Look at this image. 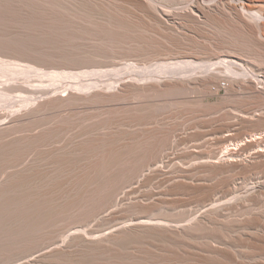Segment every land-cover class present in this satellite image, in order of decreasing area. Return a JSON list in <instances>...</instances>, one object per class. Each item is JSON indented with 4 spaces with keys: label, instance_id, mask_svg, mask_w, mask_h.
Returning <instances> with one entry per match:
<instances>
[{
    "label": "rangeland",
    "instance_id": "rangeland-1",
    "mask_svg": "<svg viewBox=\"0 0 264 264\" xmlns=\"http://www.w3.org/2000/svg\"><path fill=\"white\" fill-rule=\"evenodd\" d=\"M55 1L0 0V68H2V70L6 68L4 69L6 71L3 70V74H0V264H65L64 260L56 256V258H52L51 254L66 244L62 238L68 233L87 235V233L92 232V230L93 232L97 229L99 230L96 232L104 231L107 227L109 228L114 224L139 216L142 212H140L141 210H139L138 207L142 205L147 206L150 205V203L152 205L155 201L156 203L150 207L148 215L155 217L159 214V217H167L166 215H169L167 217H170L169 219L187 216L191 210L194 211L196 209L198 194L193 193L189 188L180 187L181 182L190 181L183 178L184 175L182 171H192L194 167L205 164L209 156H213L214 153H218L219 155L227 146H229L228 148L231 153L235 152V156L238 155L241 157L250 155L252 150L257 147H264V142H260V140H256L255 142L250 140L252 136L254 137L259 134L261 137L262 133H264V103H255L259 101V99H253L254 103H250L247 109L246 104L241 101L242 99L236 97V100H233L234 98L229 97V87L227 88L228 91L225 90V92H213L209 90L215 83L210 87L208 86L202 94L196 92L195 89H197V87L192 88L189 92L178 95L177 93H144L146 94L145 96L126 100V104L138 106V113H136V115H138L136 118L137 123H146V125L138 126L136 132H127L123 124L131 121L134 117L133 114L118 111L108 113V115L103 118V125L109 128L107 131L109 135L105 136V141L102 143L100 142L98 147H121L130 145L139 150L142 149V151L150 148L155 149L160 146V144L157 143L159 138L164 134H168L167 144L161 146L162 155L164 156L157 157V160L154 162L155 167H153L149 173H146V176H144V178L142 177L143 179H134L130 184L127 183V185L125 184L127 181L126 177L119 178V183L125 186L123 190L125 194L124 199L118 201L94 220L87 219L86 217L84 218L83 216L74 217L75 219L72 217L60 218L62 210L67 206V203L69 204L71 202L72 197L65 194L67 190L70 191V189H67L69 185L60 183L59 136L57 137L53 132H45L46 137L37 145V150L33 152L32 156L29 155L31 149L29 143H26L24 146L21 144L20 153L14 156L13 145L9 143L11 130L8 128L15 125L22 131L29 120L34 119L38 121L42 117L55 116L58 113L57 101L59 100L61 87L65 85L66 82V85L70 84L72 82V73L77 71L112 68L116 66V71H114L115 74L107 78L106 82L123 84L126 80L134 79L141 85H153L156 87H162L165 83L192 87L196 86L200 80L205 79L207 76L199 72L198 74L193 73L191 72L193 70L190 68L191 71L187 70L186 66L183 64V61L192 60L195 52L187 46V44L192 43L191 39L179 38V45L174 41L159 39V42L156 44V41H154L155 38L145 31L146 29L142 26L143 22L150 21L148 16L155 14L152 4L146 1L144 9L135 8V10L131 6H119L118 8H114V10L112 8L110 16L107 13H98L100 12L98 6L105 5L103 1L106 2V0H90L91 2L74 0L76 1L74 3L77 8L70 11L64 10L63 7L58 6V2ZM54 6L57 7L54 9ZM88 7L90 9L85 10L88 9ZM58 8H60V11L57 10ZM119 8L123 9L120 10ZM124 8H126L127 11ZM91 9H94V11ZM75 10L77 11L73 12ZM80 11L84 13L81 12V14H79ZM86 11L90 13L87 14ZM150 11L154 13L151 14ZM65 13L70 17H65ZM82 14L85 17H82ZM90 15L94 17L92 16L91 18ZM103 15L106 16L103 17ZM115 15L122 17L124 23L116 21ZM74 17H77L76 19L79 17L81 20L78 19L74 21ZM58 18L59 20L61 19L59 23L56 22ZM66 18L68 20H66ZM71 18L72 20L70 21ZM125 19H128L127 22ZM62 22L65 23V25ZM73 22L77 25L80 24L79 27L77 25L74 26ZM83 23L86 25L88 24V28L87 26L85 27ZM100 23L103 24L101 25ZM138 24H141L145 32L138 28ZM61 26L63 28H60ZM91 26L94 28L96 27V31ZM55 28H57L59 32L55 30ZM61 29H65V31ZM207 29L219 31L218 28L214 27H207ZM103 31L108 33L104 36L105 33ZM93 33L97 36L92 35ZM112 33L114 35H111ZM56 34L58 36L57 38ZM63 34L68 38L70 37V41L66 37H64L63 40ZM110 35L116 38L114 37L113 40V37L111 38ZM222 35H224V40L228 39L227 36L225 37V34H221V36ZM101 36L106 39L101 38ZM88 37L90 39L93 37V39L90 40ZM195 38L196 43L201 42V39L198 37ZM75 39H77V41ZM64 41H68V44ZM113 41L115 43H113ZM260 41H263V39L260 38ZM258 42L259 39H254L255 45H257ZM205 43H207V41H205ZM79 44H81V46ZM114 44L117 45L115 46ZM85 45L89 46L86 48ZM68 46L69 48H65ZM87 50L89 51L88 53ZM111 53L112 56L114 53L115 57L113 56L112 58ZM95 55L99 57L97 58ZM81 56H85L86 58ZM60 57H63L62 61L59 59ZM64 57L66 61H64ZM77 59H82L86 62V65H77ZM257 60L260 61L264 59H258L256 56L254 57V55H249L247 63L242 70L237 68L242 74L235 75L238 80L237 85L240 83L242 86L245 85L246 82L253 79L255 80L257 78V76H255L258 72L257 70H262L261 72L263 74L260 75H264V66H257ZM126 61L129 62L119 66L120 63ZM103 62L105 65L101 64ZM111 62H113V64ZM164 62H177V64L176 67L158 72L159 69H157L155 65ZM73 64L76 65L74 66ZM109 64H111V66ZM12 68L14 69L12 70ZM31 69L33 70L32 72H30ZM220 82H226V84L230 86V83H228L225 77H219L217 84ZM5 86H9L14 90L8 92L9 95H5L2 93L4 92L3 89ZM47 101L54 104L52 110L36 111V109H40L39 105H41L42 102ZM171 105L172 109L170 110ZM29 109L32 110L29 112ZM98 111H101L100 107L93 108L92 115L94 117L98 116ZM10 113L11 115L9 116ZM240 122L243 123V127L240 125ZM97 123L100 124L99 122ZM21 134L20 132L19 140H22ZM91 135L93 136V130L91 131ZM248 140L250 142H248ZM85 144L86 142L81 144L82 146L80 147L85 146ZM197 154H200L199 157ZM182 155L184 157H182ZM13 156L16 160L15 163L13 162ZM2 159H6L5 162H3L4 160ZM81 159V156L78 157L77 155L74 160H72V163H75V161L82 162L83 160ZM169 160L171 161L169 162ZM137 163L138 162H136L135 165H137ZM209 170L208 168H204L200 173H197L196 176L190 177L194 179L192 182L209 184L219 181V179L224 176L232 177L233 182H231V186H233L231 187V193L235 195V199L246 197V187L252 184H260L258 188L264 191V170L261 168L257 171H252L247 176L248 178H244L240 174H233L234 176H217L214 170L211 169V172ZM218 188H220V186ZM173 189L175 191H173ZM224 192L225 190H219L216 192V196L222 197L224 196ZM229 196H231V194ZM233 202V200H229L224 205V209L229 208ZM237 207L238 209L235 210V212H231L227 215L228 218H223L224 220L222 219L219 226L217 225L215 230H210V232L221 237H226L227 233H229V241H232L231 243H233V245L238 246L237 248L241 249L243 252H251V237H253L255 233L257 236L260 231H264V210L257 206L249 205L248 203H240ZM168 211L169 213H167ZM111 212L115 214L113 216L115 219L114 222L110 223L107 215ZM248 218L249 220H247ZM62 220L64 222H62ZM41 221L42 223H40ZM70 222L72 224H70ZM258 222L259 224H257ZM259 225H261L262 228L258 227ZM222 226L227 228L225 229ZM57 228L58 230H56ZM247 233L250 236H246ZM251 234L253 235L251 236ZM247 240L250 243H246ZM47 252H49L47 254L48 256L46 255ZM78 253L80 258L83 257L81 261L85 264L100 263L97 258H89L88 255L90 254L86 249H80Z\"/></svg>",
    "mask_w": 264,
    "mask_h": 264
},
{
    "label": "bare ground",
    "instance_id": "bare-ground-1",
    "mask_svg": "<svg viewBox=\"0 0 264 264\" xmlns=\"http://www.w3.org/2000/svg\"><path fill=\"white\" fill-rule=\"evenodd\" d=\"M84 1L91 2L90 0H84ZM145 1L152 4L155 10V14H153L154 12L150 11L151 14H153L151 16H148L150 21L143 22L142 24V26H144V28L146 29L145 31L150 36L155 38L154 41H156L155 42L156 44L157 42H159V39H165V40L167 39L169 41H174L178 45L180 44L179 38L191 39L192 43L187 44V46L189 47V49L194 50L195 52L193 54L192 60L183 61V64L184 66H186L187 70L189 71L193 70L191 72L197 74L198 72L202 73L207 77L205 79L200 80L196 86H192V87L180 86L177 84H168V83H165L162 87H156L153 85L151 86L141 85L134 79L126 80L123 84H117L116 82H106L107 78L115 74L114 71H116L115 70L116 66L112 68L77 71L72 73L71 75L72 82L67 85L66 82L65 85L61 87L59 100L57 101L58 113L55 116L42 117L38 121L34 119L29 120V122L25 124L22 131H20L19 128L15 125L8 128L11 130V138H9V143L13 145L14 156L20 153L21 144L24 146L26 143H29L30 145L31 149L29 155L32 156L33 152L37 150V145L41 143L44 137H46L45 132H53L56 134L57 137L59 136L60 183L69 185L67 189H70V191L67 190L65 194L70 195L72 197L71 202L69 204L67 203V206L62 210L60 214V218L63 217L74 218L78 216L79 217L83 216L84 218L86 217L87 219L94 220L95 218L99 217V215L103 214L108 208L116 204L118 201L124 199L125 194L123 190L125 186H123L122 183H119L118 181L119 178L126 177L127 181L125 182V184L127 183L130 184L131 181L134 179H138V178L140 179L142 177L144 178V176H146V173H149L152 170V168L155 167L154 162L155 160H157V157L164 156L162 155L161 146L167 144L168 134H164L159 138L157 142L158 144H160L159 147L155 149L150 148L148 150H143L144 152L142 151V149L139 150L130 145L121 146V147H117V146L98 147V144L100 142L102 143L105 141V136L109 135V133H107L109 128L103 125L104 124L103 118L106 117L108 113L117 112V111L132 113L134 116L132 120L128 121L127 123L125 122L123 124V126L124 125L126 126V128L124 126V129L127 132L129 131L136 132L138 130V126L146 125V123H137L136 118L138 115H136V113H138V106L127 105L126 100L135 99L139 96H145L146 94L149 93L150 94L177 93L178 95L181 93L189 92V90H191L194 87H197V89H195L197 93L202 94L204 93V91L208 86L209 87L212 86L213 83H215L216 85L219 77H225L228 80V83H230V86L229 84H227V88L229 87V91H230L229 93L230 98H234L233 100H236L235 99L236 97H238V99H242L241 101L246 104L247 109L250 103L251 104L254 103L253 99L255 100L259 99V101L255 102L256 104L258 102L264 103V83H263L264 75H260L263 74L261 72L262 70H257L258 72L255 75L257 76V78L255 80L253 79L249 82L245 81L246 84L242 86L239 82H238L239 84L237 85L238 80L235 77V75H242L241 72L237 70V68L239 70H242L244 65L247 63V59L249 55H254V57L256 56L258 59L261 58L264 59V0H106V2L103 1L105 5L98 6L100 12H98L99 11L98 9L97 12L98 13L103 12V14L107 13L110 16L112 12L111 9L113 8L114 10V8L116 7L118 8L119 6H127V7L131 6L134 9L135 8L144 9L146 3ZM55 2H58V6L63 7L64 10L70 11L73 10L74 8H77V6L74 3L76 1L74 0L73 1L56 0ZM55 7L57 6H54L53 8L55 9ZM59 9L60 8H58L57 10L60 11ZM89 9L90 8L88 7V9L85 10H89ZM119 9L121 10L123 8H119ZM124 9L126 10V8ZM76 11L77 10L73 12ZM92 11H94V9ZM81 12L83 11H80V13L79 12L78 13L81 14ZM87 12L88 11H86V13ZM65 14H66L65 17L67 18L70 17V16L68 17L67 13ZM136 15L139 17L137 13ZM104 16L106 15H103V17ZM65 17L63 15L64 19ZM82 17L85 16L83 15ZM67 18L66 20H68ZM76 18L74 19V21L80 19L79 17L78 19ZM57 20L58 21L56 22L58 23L61 22L60 21L61 19L59 20L58 18ZM71 20L72 18L70 19V21ZM115 20L124 23V19L118 15H115ZM127 20L128 19H125L126 22ZM84 23L83 25H85L86 27L88 24L86 25ZM63 24L65 25V23ZM76 25L77 24H74V26ZM79 25L77 26L79 27ZM142 26L141 24H138V28L144 31ZM207 27L218 28L219 31L218 32L211 31L207 29ZM60 28L63 27L61 26ZM55 30H57V28H55ZM63 31H65V29ZM106 33L104 34V36L106 35ZM221 34H225V37L227 36L228 39L224 40L223 39L224 35L221 36ZM92 35H94V33ZM111 35L114 34L112 33ZM57 37L58 36L56 34V38ZM64 37L66 36H64L63 34V40ZM112 37L114 40L115 36ZM195 37L201 39L200 40L201 42L196 43ZM69 38L68 40L70 41ZM101 38H105V37L101 36ZM260 38L263 39V41H260ZM77 39L75 40L77 41ZM91 39H93V37ZM254 39L257 40L259 39L257 45H255ZM205 41H207V43H205ZM64 42L67 43L68 41L67 42L64 41ZM113 43L115 42L113 41ZM79 45L81 46V44ZM87 46L85 45L86 48ZM65 48H69V46ZM98 48L100 49L99 45ZM88 52L89 51L87 50V53ZM95 56L97 58L99 57L98 55ZM59 59H61L62 61L63 57H60ZM64 61H66V58ZM76 62L77 65L79 64L86 65V62L83 61L82 59L81 60L77 59ZM128 62L129 61L122 62L119 64V66L127 64ZM111 63L113 64V62ZM76 64L73 65L75 66ZM101 64H104V62ZM176 64L177 62L174 63L164 62L155 65V67L159 69L158 72H161L168 68L176 67ZM109 65L111 66V64ZM261 65L264 66V60H260V61L257 60V66H261ZM13 69L14 68H12V70ZM3 70L2 68H0V74H3L2 73ZM32 71L33 70L31 69L30 72ZM12 90L14 89L10 88L9 86H5V88L3 89L4 92L2 93L5 95H9L8 92ZM172 105L170 106L171 107L170 110L172 109ZM39 107L40 109L38 108L36 109V111L38 110L48 111L54 108V104L50 101H47V102H42L41 105H39ZM95 107L101 108V111H98L99 115L96 117L92 115V109ZM31 110L29 109V112ZM10 115L11 113L9 114V116ZM97 122H99L100 124H98ZM242 124L243 123H241L240 125L242 126ZM92 130H93V136L91 135ZM20 132L22 133L21 134L22 140H19ZM263 138H264V133H262L261 137L259 136V134L255 135L254 137L252 136L250 140L254 142L256 140H260V142H264ZM85 142H86L85 146L80 147L82 146L81 144ZM248 142L250 141L248 140ZM228 147L229 146L225 148L223 147L224 149L221 151L219 155L218 153H214L213 156H209L205 164L203 165L199 164L200 166L194 167L192 171L190 170L182 171L184 175L183 178L190 181L181 182L180 187L183 186L184 188H189L193 191V193L198 194L197 195L198 202L196 209L194 211L191 210L187 216L169 219L170 217L167 218L169 215H166L167 217L165 216L159 217L160 214L157 217L148 215V212H150L149 211L150 207L153 206L156 203V201L152 205L150 203V205L147 206L144 205L140 207L137 206L138 209L141 210L140 212H142L139 216L129 220H125L124 222L118 224H114L109 228L107 227V229H105L104 231L96 232L97 230H99L97 229L96 231L94 230L95 232H93L92 230V232L87 233V235L85 234L77 235L75 233H68L64 238H62L64 239V242L66 244L63 247H60L59 250L53 252L51 254L52 258H54L55 256L59 257L61 260L65 261V264H85L83 263V261H81V258L83 257L80 258L79 256L80 252L78 253V251L80 249L83 250L86 249L90 254L88 255L89 258H94V259L97 258L100 262L99 264H264V231H260L258 233L257 236L259 237L256 236V233L254 235L256 237L254 236L251 237L252 238V243L250 245V248L252 250L251 252H243L241 251V249L237 248L238 246L233 245V243H231L232 241L231 242L229 241L230 238L229 233H227L226 237H221L219 235L214 234L213 232H210V230L213 229L215 230V227L217 225L219 226V223L222 222L223 218L227 217V215H229L231 212H235V210L238 209L237 206L240 203H248L249 205H254L264 210V191L258 188L259 187L258 185L260 184L258 185L252 184L251 186L246 187V191H245L246 197L235 199V195L231 193L232 191L231 187L233 186V185L231 186V182H233L232 177L227 176V175L234 176L233 174H240L244 178L245 177L248 178L247 176L252 171H257L260 168L264 170L263 168L264 147L263 148L257 147L256 149L252 150L250 155L243 157L238 155L235 156L234 154L235 152L231 153ZM77 155L78 157L81 156L82 158L81 160L83 161L82 162L75 161V163H72V160H74V158ZM14 156H13V162L15 163L16 160L14 159ZM182 157L184 156L182 155ZM5 160L3 162H5ZM170 161L171 160H169V162ZM136 162H138L137 165H135ZM204 168L214 170L217 176L226 175L227 177L224 176L215 183H209V184L193 183L192 180L194 179H191L190 177L196 176L197 173H200L201 170ZM219 186L220 188H218ZM219 190L221 191L225 190L224 196L222 197L216 196V192ZM173 191L175 190L173 189ZM230 194L231 196H229ZM229 200H233L234 201L233 204L229 208L224 209V205ZM167 213H169V211ZM114 215L115 214L112 212L107 215L110 223L114 222L115 219V217H113ZM247 220H249V218ZM62 222L64 221L62 220ZM40 223H42V221ZM70 224L72 223L70 222ZM257 224H259V222ZM258 227H261V225H259ZM56 230H58V228ZM247 235L249 234L247 233L246 236ZM252 235L253 234H251V236ZM246 243H250V242L247 240ZM48 253L49 252H47L46 255Z\"/></svg>",
    "mask_w": 264,
    "mask_h": 264
},
{
    "label": "built area",
    "instance_id": "built-area-1",
    "mask_svg": "<svg viewBox=\"0 0 264 264\" xmlns=\"http://www.w3.org/2000/svg\"><path fill=\"white\" fill-rule=\"evenodd\" d=\"M226 89H227L226 82H220V83L211 87V90L213 92H225Z\"/></svg>",
    "mask_w": 264,
    "mask_h": 264
}]
</instances>
